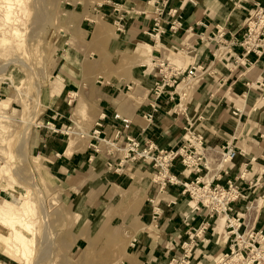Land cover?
<instances>
[{
	"label": "crops",
	"instance_id": "crops-1",
	"mask_svg": "<svg viewBox=\"0 0 264 264\" xmlns=\"http://www.w3.org/2000/svg\"><path fill=\"white\" fill-rule=\"evenodd\" d=\"M76 1H63L69 7L62 19L66 34L80 40L65 45L64 51L74 54L59 63L54 79L60 100L38 121L33 151L55 177L75 187L70 195L77 196V189L85 193L75 201L86 221L98 215L94 225L102 236L94 258L109 264H176L189 232L209 223L185 264H217L220 255L230 252L232 233L224 209H212L185 188V183L196 181L224 188L234 181L244 197L231 204V217L241 218L242 231L249 226L264 233V200L257 198L264 195V54L245 56L237 43L253 0H168L167 10H180L183 28L157 38L151 36L152 22L142 14L150 0ZM105 55L113 60H105ZM148 58H160L183 75L196 68L198 77L167 87L154 101L151 93L158 76ZM73 105L80 113L86 110L85 119L75 117ZM123 119L129 121L128 129ZM97 122L102 124L101 139L124 147L128 137L134 138L143 147L155 145V153L179 147L185 130L196 128L204 139L208 170L192 172L178 160L171 168L178 183L159 194L153 165L138 160L119 172L108 169L122 155L118 148L101 150V141L92 136ZM228 146L237 155L222 164ZM103 196L105 203L97 204ZM154 199L160 209L157 220ZM252 201L256 211L248 212ZM92 233V227L82 232L75 252L89 248Z\"/></svg>",
	"mask_w": 264,
	"mask_h": 264
},
{
	"label": "rangeland",
	"instance_id": "rangeland-1",
	"mask_svg": "<svg viewBox=\"0 0 264 264\" xmlns=\"http://www.w3.org/2000/svg\"><path fill=\"white\" fill-rule=\"evenodd\" d=\"M63 1L0 0V264H109L94 258L99 255L95 248L101 232L94 225L99 217L86 221L75 201L85 193L77 189V196L70 195L75 187L55 177L33 151L38 121L60 100L55 82L59 63L74 54L64 51L65 45L80 40L66 34L62 15L69 6ZM72 108L75 117L85 119L86 110ZM108 148L101 142V150ZM228 162L222 157V164ZM257 198L264 200V195ZM101 202L104 196L97 204ZM103 216L106 221V212ZM91 227L89 248L75 252V242ZM5 246L16 248L12 257Z\"/></svg>",
	"mask_w": 264,
	"mask_h": 264
},
{
	"label": "built area",
	"instance_id": "built-area-1",
	"mask_svg": "<svg viewBox=\"0 0 264 264\" xmlns=\"http://www.w3.org/2000/svg\"><path fill=\"white\" fill-rule=\"evenodd\" d=\"M262 1L264 0H253L254 6L248 12L245 20V33L242 40L237 41L243 47L245 56L255 54L261 57L264 54V4ZM147 5L148 8L142 14L152 22L151 36L153 38L164 36L168 31L172 34H177L182 30L183 24L180 10L177 8L167 10L168 0H150ZM118 30L120 32L123 30L120 24H118ZM220 32L218 30L217 36L221 38ZM234 44L236 42H231L230 46ZM236 60H240V57H236ZM151 63L158 76L151 93L154 101L161 98L167 87H176L183 83L184 80L191 82L198 77V70L196 68L188 70L183 75L182 71L173 69L170 63L160 58H153ZM182 76L186 79H181ZM147 117L148 119H152V115H148ZM116 118L119 119L121 117L117 116ZM122 121L124 127L128 129L129 121L125 119ZM101 127L102 124L97 122L92 136L106 143L111 148H118L122 154L120 162L118 164L110 162L108 169L119 172L127 162L138 160H142L145 165H153L158 170L155 173L153 183L159 194L165 193L169 184L178 183L177 178L171 174V168L178 160L187 170L192 172L201 173L204 169L208 170L203 136L194 132L191 126L185 130L182 143L179 147L169 150H157V153H155V145L146 143V146L143 147L134 138L128 137L124 147H119L110 140L101 139ZM236 155L235 149L228 146L226 152L223 154V159H234ZM184 186L186 189H190L192 194L211 206L212 209L219 207V209H224V213L227 215V229L232 233L231 247L229 253L220 256L218 264H264V233L249 226H246L245 230L242 231L241 218L237 216L231 217L230 215L233 212L230 207L231 204L244 197L242 189L234 181H228L227 188L219 185L214 187L205 184L200 185L199 181L185 183ZM151 204L154 214L153 219L157 220L160 216L159 203L157 199H154L151 201ZM252 209L253 205L248 206L247 211L251 212ZM210 226L209 223H206L199 229H192L189 232V241L183 244V256L175 261L176 264H185L190 260L195 241Z\"/></svg>",
	"mask_w": 264,
	"mask_h": 264
},
{
	"label": "bare ground",
	"instance_id": "bare-ground-1",
	"mask_svg": "<svg viewBox=\"0 0 264 264\" xmlns=\"http://www.w3.org/2000/svg\"><path fill=\"white\" fill-rule=\"evenodd\" d=\"M9 9H10V8H9ZM23 123H24L25 125H27V126H31V124H32L33 122H23ZM232 160H234V159H226V160L224 159V161H232ZM223 166H224V165L221 164L220 167H223ZM1 247H2V246H1ZM5 247H6V249L9 248V250L7 249L6 251L8 252L7 254H9V256L12 257L11 254H14V253H13V252H14L13 250H15L16 248H15V247L10 248L9 246H5ZM3 248H4V247H3ZM4 250H5V248H4ZM6 251H5V252H6ZM9 256H8V257H9Z\"/></svg>",
	"mask_w": 264,
	"mask_h": 264
}]
</instances>
